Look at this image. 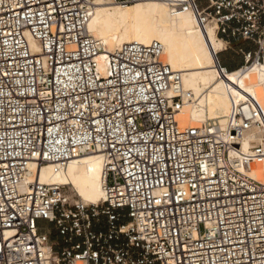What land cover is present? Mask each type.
Returning a JSON list of instances; mask_svg holds the SVG:
<instances>
[{"label":"built area","instance_id":"built-area-1","mask_svg":"<svg viewBox=\"0 0 264 264\" xmlns=\"http://www.w3.org/2000/svg\"><path fill=\"white\" fill-rule=\"evenodd\" d=\"M102 1L190 13L243 59L235 71L264 66V0ZM96 8L0 0V264H264V184L251 177L264 164V110L247 97L224 126L181 127L195 96L161 42L121 46L103 76ZM88 154L104 163L99 203L30 182Z\"/></svg>","mask_w":264,"mask_h":264},{"label":"bare ground","instance_id":"bare-ground-1","mask_svg":"<svg viewBox=\"0 0 264 264\" xmlns=\"http://www.w3.org/2000/svg\"><path fill=\"white\" fill-rule=\"evenodd\" d=\"M212 29V28H209ZM204 30L190 13L173 16L162 2L146 1L128 6H116L97 0V8L89 32L105 46L100 57L103 76L106 75L108 54L133 42H161L163 62L183 75L185 90L194 94L193 101L178 116L181 127H204L210 121L224 126L235 104L253 97L264 110V66L250 74L235 71L227 81L220 76L217 55L225 49L216 32ZM225 45V44H224ZM35 51L38 46L31 42ZM248 145H244L247 149ZM103 159L88 154L70 162L61 173L51 166L33 175L51 185L71 186L85 203L104 199L102 189ZM253 179L264 184V164L253 167ZM83 264V263H81Z\"/></svg>","mask_w":264,"mask_h":264},{"label":"rangeland","instance_id":"rangeland-1","mask_svg":"<svg viewBox=\"0 0 264 264\" xmlns=\"http://www.w3.org/2000/svg\"><path fill=\"white\" fill-rule=\"evenodd\" d=\"M169 9V7H168ZM170 10V9H169ZM212 30V29H209ZM213 31V30H212ZM214 32V31H213ZM221 46L225 49V45L221 43ZM234 50H237L239 47H242V45H232ZM221 53V52H220ZM220 53H218V57L220 58ZM225 56H227L230 60L229 66H231V68H237L238 66H240L243 63V59L241 57H237L233 51L230 52H226ZM67 189L71 192V195L76 199V200H80L83 201L82 198H80L78 196V194L76 193V191L71 187L68 186ZM84 202V201H83ZM40 225L42 227L45 228H49L50 226L46 225L45 223H40Z\"/></svg>","mask_w":264,"mask_h":264},{"label":"crops","instance_id":"crops-1","mask_svg":"<svg viewBox=\"0 0 264 264\" xmlns=\"http://www.w3.org/2000/svg\"><path fill=\"white\" fill-rule=\"evenodd\" d=\"M232 45H242V47H244V48H248L249 47L248 44L243 43V42H239V43L234 42V43H232ZM225 54L226 53H222V52L220 54V60H221L222 64L224 66H226L231 71L237 70L240 66H238L237 68H231V66H229L230 60H229V58L227 56H225Z\"/></svg>","mask_w":264,"mask_h":264}]
</instances>
